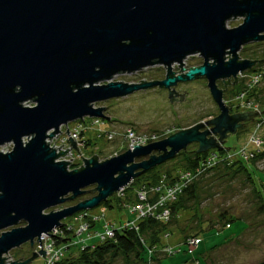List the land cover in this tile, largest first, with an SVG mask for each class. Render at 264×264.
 <instances>
[{
    "label": "water",
    "instance_id": "95a60500",
    "mask_svg": "<svg viewBox=\"0 0 264 264\" xmlns=\"http://www.w3.org/2000/svg\"><path fill=\"white\" fill-rule=\"evenodd\" d=\"M236 18L243 24L229 29ZM262 42L264 0H0V147L14 145L0 152V264L13 250L41 243L67 218L106 203L192 144L199 145L198 154L222 151L227 138L259 113L231 115L218 82L237 84L239 73L264 62L239 57L244 46ZM196 55L203 64L183 69ZM175 64L189 71L175 76ZM155 66L166 68L163 81H113ZM200 78L220 111L213 120L102 163L97 156L83 159L84 166L74 171L71 163L58 162L69 149L58 155L47 144L62 126L87 117L110 120L105 108L95 107L99 103L153 88L168 90L173 103L180 83ZM67 134L71 150L79 152ZM91 187L96 197L46 213ZM37 257L11 264H31Z\"/></svg>",
    "mask_w": 264,
    "mask_h": 264
},
{
    "label": "rangeland",
    "instance_id": "374dc122",
    "mask_svg": "<svg viewBox=\"0 0 264 264\" xmlns=\"http://www.w3.org/2000/svg\"><path fill=\"white\" fill-rule=\"evenodd\" d=\"M243 22V18L232 19L228 22L227 27L234 29L242 25ZM239 57L242 60L250 61L264 60V44L253 43L244 46ZM185 62L186 68H192L202 65L203 59L196 57ZM178 69L177 64L172 66L173 73H176L175 76H179ZM254 69L264 72V62H257ZM166 76L167 71L164 66H155L134 74L118 75L113 81L142 84L141 81L147 83L163 81ZM218 85L220 89L226 91L222 81L218 82ZM257 88L258 90L264 89V77ZM176 91L179 95L186 94L182 101L171 103L168 90L153 88L125 98L97 104L96 107L106 109L105 115L110 120L101 119L105 122L104 125L87 130L82 134V139L78 143L80 146L77 145L81 157L90 160L97 156L98 161L102 163L124 154L129 150L130 141L126 138L129 130H132L138 137L157 136L159 141H162L180 131L206 123L219 116L220 111L210 94L206 79H196L188 84L177 86ZM235 92L236 89L227 86L224 95L225 102L228 107L233 109L234 115L248 112H258L259 114L253 121L243 122L246 125L245 128L227 138L223 146L226 152L220 154V150H210V152L219 153L222 157L229 153H236L246 146L251 133L255 130V120L264 119L263 103L252 100L251 103L259 105L260 110L258 111H254L252 108H243L244 101L239 100L240 93ZM34 105L32 102L26 106L33 107ZM77 126L79 125H71V129ZM109 134L113 135V138H110ZM259 134L264 140V125ZM215 138L218 139V137ZM13 147V143L7 144L0 147V152L9 153ZM189 148L190 151L195 149L194 146ZM184 159L185 156H180L166 162L161 167L158 166L154 174H161L159 185L167 180L165 173L172 171L173 168H179L177 166H182ZM246 163H248L250 171L254 172L252 173L255 185L250 179H247V173L238 167L233 170L212 171L196 183L195 200L188 199V196L183 198L180 206L182 208L167 224V233L158 237L159 245L151 242L153 237L148 239V244L155 247L156 253L153 254V259L150 258L148 262H145L132 255L130 258L120 257L112 264H184L185 261L191 259L195 260L189 261L187 264H264V212L261 210V199L264 198V159H257L256 163H252V161ZM181 171L185 170L180 169L178 173ZM143 187L147 186L142 182L138 189L137 186L131 187L130 185L128 189L125 188L127 189L124 193L125 197L120 196L124 198L118 197V193H115V197L112 198L113 208L102 203L89 210L88 213L92 215V218L99 219L92 227L90 234H95L96 231L101 232L105 223L123 228L126 227V224L134 221L136 216L131 213L129 206L136 202L137 193ZM118 199L123 201L119 202ZM68 204L70 203L48 210L46 213L71 206ZM235 219L241 221H235L229 226L228 222ZM69 221L71 223V218L64 220V222ZM196 235L204 238L205 242L198 247L191 248L187 243ZM90 244L92 245L93 241ZM166 247L174 250L176 254L167 257ZM35 251L36 247H31L30 244L13 250L8 255L9 264L21 259H23L22 262L27 261L33 257ZM37 255L38 257L31 264L44 263V257L40 253Z\"/></svg>",
    "mask_w": 264,
    "mask_h": 264
},
{
    "label": "built area",
    "instance_id": "2783aa9c",
    "mask_svg": "<svg viewBox=\"0 0 264 264\" xmlns=\"http://www.w3.org/2000/svg\"><path fill=\"white\" fill-rule=\"evenodd\" d=\"M196 57H200V55H196L195 57L187 58L188 59H195ZM185 60V61H186ZM226 60H229L228 56ZM184 61L183 69H191L186 68V62ZM178 65V64H177ZM180 66V65H178ZM201 65H197L195 67H199ZM192 67V68H195ZM182 68L179 67L178 74L183 75L187 73L189 70H185L180 72ZM264 77V72H244L239 73L237 78V84H240L244 87V91L240 92L238 95V99L244 101L242 103V107L244 108H252L254 111L259 110V105L255 103H251L252 99H249V93L257 87ZM232 84L235 82V79H231ZM96 107V106H95ZM105 122L101 119L96 118H85L83 120H79L74 123H70L67 126H62L60 128L61 134H56L51 140H47V144L49 143L50 148L56 149V153L59 155L60 151L66 152L69 149V152L66 153L64 157L60 156L58 162H67L71 163L68 165L69 171L79 170L84 166V158L81 157L80 153L75 149L72 148L70 145V138L67 134L69 132L70 137L73 141L80 143L82 139V134L87 130H93L95 127L98 128L100 125H104ZM71 125H79L74 129H71ZM255 130L251 133L250 138L247 142V145L241 148L236 153H229L227 156L222 157L217 152H208V155L203 159V161L194 169L192 170H185L179 172L174 181L167 183V180L164 181L161 185L157 188L152 187V189H147V187H143L137 193V200L136 202L129 206L131 209V213L136 216L134 221L126 224V227H114L110 226L109 224L103 225V230L101 232H94L92 233V227L96 225L99 219L92 218L88 211H83L78 213V215H74L71 217V223L63 222V227L55 229L51 234L43 235L41 237V243L37 240L34 243L36 247V253L38 254L40 251H45L47 254L44 258L43 264H57L59 263L65 256L69 248L82 245L86 246L92 243V241L96 240L98 242H103L108 239H112L115 236V232L117 230L122 229H132V230H139V223L147 218H154L159 221H169L172 215L171 206L176 203L179 197L184 193V191L190 187L194 182L199 180L203 177L207 172L214 169L216 166L222 163H232L234 161H244L250 162L255 160L260 154L263 153L264 159V140L259 134V131L262 130L264 125V119L262 118L260 121L255 120ZM84 130V131H83ZM110 138H113V135L109 134ZM126 138L130 141L129 150H134L135 146H148L154 142L159 141V137L151 136V137H138L132 130H129ZM76 145V147H77ZM63 146V147H61ZM80 146V145H78ZM61 147V148H60ZM60 149V150H59ZM84 159V160H83ZM128 188V187H127ZM126 189H121L116 194L118 197L124 196ZM120 197V198H124ZM74 219V221H73ZM67 228V231H71L73 233L74 238L65 244L64 241L58 243L59 238H64V228ZM49 235H54L49 236ZM204 242V239L201 238H192L189 240L188 245L191 248L197 247L201 243ZM165 253L169 255L175 254L174 250L171 248L166 247ZM6 263L9 264V256H5Z\"/></svg>",
    "mask_w": 264,
    "mask_h": 264
},
{
    "label": "trees",
    "instance_id": "16d2710c",
    "mask_svg": "<svg viewBox=\"0 0 264 264\" xmlns=\"http://www.w3.org/2000/svg\"><path fill=\"white\" fill-rule=\"evenodd\" d=\"M257 44L263 45L264 42L257 43ZM258 71L259 70H255L254 68H252L248 72L253 73V72H258ZM227 82H224L225 87H227V86L233 87L234 89H236L235 93H237V94L242 92L244 89V87L240 84H235V83L232 84L231 81H230L231 83L229 84ZM248 98L252 99V100L254 99L258 102L260 101L261 103L264 104V89L258 90V88L255 87L249 93ZM224 99L226 100V97H224ZM229 108H230V112L234 113L233 109L231 107H229ZM191 146L195 147L194 151H190V148H189L190 146H189L187 148V150L182 151L179 155L176 156V158H174V160H175L180 156H185L184 164L182 166H177L179 168H173L172 171H168L167 173H165L166 178H167V183L174 181V179L176 177V173H178V170L179 171H180V169L188 170V171L192 170V169L196 168L203 161V159L208 155V153H204V154H198L197 153V151L199 149L198 144L195 143V144H192ZM224 152H226L225 148H223V150L221 151V154H223ZM261 158H263V153L260 154L255 160H252V163H256V160L261 159ZM247 164L248 163L241 161V160L240 161H234L232 163L225 162L223 164L216 166L211 171L207 172L203 177L207 176L208 174H210L212 171H215V170L216 171L219 169H225V170L231 169V170H233L236 167H238L240 170H244L247 173V176H248L247 179H250L255 185V181H253L254 180V177H253L254 172L252 171L253 172L252 173L250 171V168ZM161 166L162 165H160L159 167H161ZM157 168L158 167H156V168H154V169H152L146 173H143L139 178H137L133 181V183L131 184V187L137 186V189H138L141 182L144 183L145 186H147L148 190L151 187L158 186L159 181L161 180V174L160 175L154 174V171H156ZM203 177H201L200 179H202ZM199 180H197L190 187H188L184 191V193L179 197L178 201L171 206L172 215H171L170 219H172V217L175 216L177 214V212L182 208V207H180L181 201L183 200V198L185 196H188V199L195 200V198H196V183ZM97 195H98V193L96 191V187H91V188L87 189V192L84 196H82L76 200L70 201L69 202L70 204H68V205H71V206L75 205V204L80 203L82 201H86L88 199L96 197ZM112 198H110L105 203L110 208H113V206H114V205H112L113 204ZM261 200H262L261 210L264 212V198L262 197ZM117 201L122 202L123 200L118 199ZM169 221L165 222V221H159V220L154 219V218H147V219L142 220L139 223V230L138 231L125 228L122 230H117L115 232L114 238H112V239H108V240L103 241V242H98V241L94 240L92 245L91 244L86 245V246L77 245V246L71 247L68 249L66 257H64L57 264H112L113 262H115L120 257L130 258L132 255L136 256V258H138L141 261L148 262V260L150 258L153 259V256H154L153 254L156 253L154 245L148 244V239L150 237H153L151 242H153L154 244H157V246H158L159 245L158 237L160 235H164L165 233H167V224L169 223ZM235 221H241V220H239V219L238 220L237 219L231 220L228 222L229 226H231V224L234 223ZM19 226L23 227V226H25V223H20ZM63 231H64L65 237L59 238L58 243L64 241L66 244L67 242L72 240V238H74V236H73V233L71 231H67L66 227L64 228ZM193 238H201V237H197V235H196V236H193ZM201 239H204V238H201ZM204 242H205V240H204ZM190 251H192V249H190ZM175 254H173V255L166 254V256L170 257V256H174ZM192 260H195V259L185 261L184 264H187L189 261L191 262Z\"/></svg>",
    "mask_w": 264,
    "mask_h": 264
},
{
    "label": "flooded vegetation",
    "instance_id": "af4514ba",
    "mask_svg": "<svg viewBox=\"0 0 264 264\" xmlns=\"http://www.w3.org/2000/svg\"><path fill=\"white\" fill-rule=\"evenodd\" d=\"M256 66V65H255ZM165 79V78H164ZM163 79V80H164ZM200 79H204V78H200ZM189 83V82H188ZM188 83H180L179 85H178V87L180 86V85H184V84H188ZM223 84H224V82H222ZM168 93H169V91H168ZM186 94L185 93H181L180 95L178 94V97H175L176 99L178 98V100H176L175 98H174V101H180V100H182L184 97L183 96H185ZM232 115H234L233 113H232ZM245 126L246 125H244V127H243V129L245 128Z\"/></svg>",
    "mask_w": 264,
    "mask_h": 264
}]
</instances>
